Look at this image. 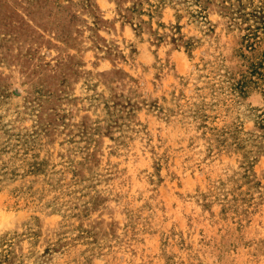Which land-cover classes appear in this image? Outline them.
Instances as JSON below:
<instances>
[{
	"label": "rangeland",
	"instance_id": "374dc122",
	"mask_svg": "<svg viewBox=\"0 0 264 264\" xmlns=\"http://www.w3.org/2000/svg\"><path fill=\"white\" fill-rule=\"evenodd\" d=\"M0 264H264V0H0Z\"/></svg>",
	"mask_w": 264,
	"mask_h": 264
}]
</instances>
